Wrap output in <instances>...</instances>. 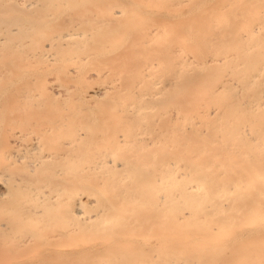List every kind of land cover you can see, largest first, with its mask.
Listing matches in <instances>:
<instances>
[{"label": "bare ground", "instance_id": "bare-ground-1", "mask_svg": "<svg viewBox=\"0 0 264 264\" xmlns=\"http://www.w3.org/2000/svg\"><path fill=\"white\" fill-rule=\"evenodd\" d=\"M0 264H264V0H0Z\"/></svg>", "mask_w": 264, "mask_h": 264}]
</instances>
